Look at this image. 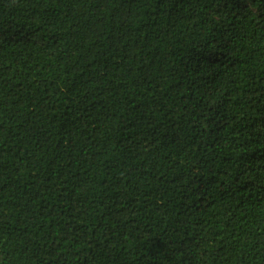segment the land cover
I'll return each mask as SVG.
<instances>
[{"label": "trees", "instance_id": "obj_1", "mask_svg": "<svg viewBox=\"0 0 264 264\" xmlns=\"http://www.w3.org/2000/svg\"><path fill=\"white\" fill-rule=\"evenodd\" d=\"M0 264H264V0H0Z\"/></svg>", "mask_w": 264, "mask_h": 264}]
</instances>
